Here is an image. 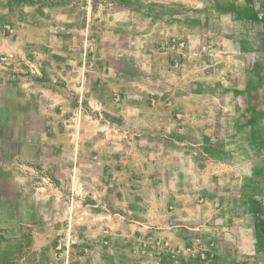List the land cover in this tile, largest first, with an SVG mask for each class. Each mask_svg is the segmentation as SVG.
<instances>
[{
	"label": "rangeland",
	"instance_id": "obj_1",
	"mask_svg": "<svg viewBox=\"0 0 264 264\" xmlns=\"http://www.w3.org/2000/svg\"><path fill=\"white\" fill-rule=\"evenodd\" d=\"M78 1L0 0V126L43 141L0 264L34 231L43 264H264V71L227 109L153 119L145 32H131L146 20ZM172 63L167 106L188 81Z\"/></svg>",
	"mask_w": 264,
	"mask_h": 264
},
{
	"label": "crops",
	"instance_id": "obj_2",
	"mask_svg": "<svg viewBox=\"0 0 264 264\" xmlns=\"http://www.w3.org/2000/svg\"><path fill=\"white\" fill-rule=\"evenodd\" d=\"M121 2L131 5L132 20L136 16L138 22H147L144 31L141 23L136 29L132 21L131 32L137 36H143L145 32L147 99L162 102L156 107L148 105V116L153 119L155 116L174 114L210 116L220 107L227 109L224 103L235 101L236 96L241 100L247 98V94L254 93L255 88L261 84L258 80L264 71V59L262 61L260 58L261 55L264 58V0ZM89 3V0L78 1L82 5ZM172 60L178 63V77L182 76L188 81L175 94L174 104L167 106L169 95L165 94L158 80L162 73L174 66ZM187 85L195 87V90L187 89ZM254 85L255 88L252 87ZM24 111L31 110L24 108ZM6 129L18 131L12 134ZM22 129H26V125L0 126V228L11 227L14 223L11 220L17 217V200L20 197L17 187L25 180L22 174L24 168H37V165L42 167V131H39L37 142L36 129L34 136L30 127L27 128L29 135L26 132L20 136ZM9 183L14 188L9 189ZM29 245V253L10 254L5 259L10 262L5 264H22L16 263L19 258H29L34 260L33 264H43L37 231L31 233Z\"/></svg>",
	"mask_w": 264,
	"mask_h": 264
}]
</instances>
